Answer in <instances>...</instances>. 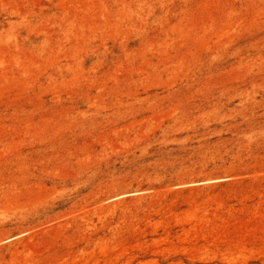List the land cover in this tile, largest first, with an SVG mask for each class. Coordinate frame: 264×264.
<instances>
[{"label":"rangeland","instance_id":"obj_1","mask_svg":"<svg viewBox=\"0 0 264 264\" xmlns=\"http://www.w3.org/2000/svg\"><path fill=\"white\" fill-rule=\"evenodd\" d=\"M0 264H264V0H0Z\"/></svg>","mask_w":264,"mask_h":264}]
</instances>
